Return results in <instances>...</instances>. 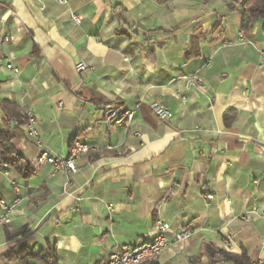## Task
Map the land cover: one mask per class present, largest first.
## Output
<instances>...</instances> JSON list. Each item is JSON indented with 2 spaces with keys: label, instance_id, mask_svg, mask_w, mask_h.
I'll list each match as a JSON object with an SVG mask.
<instances>
[{
  "label": "crops",
  "instance_id": "0c3cea01",
  "mask_svg": "<svg viewBox=\"0 0 264 264\" xmlns=\"http://www.w3.org/2000/svg\"><path fill=\"white\" fill-rule=\"evenodd\" d=\"M115 4L126 11L128 36L118 33ZM243 7L0 0V37H10L0 42V100L32 110L41 141L26 142L20 127L15 146L34 169L29 178L0 168V199L12 205L19 196L10 222L0 224V256L5 228L28 225L31 252L49 240L58 264H98L119 246L150 239L163 218L192 234L152 264H234L220 251H245L251 264H264V29L257 21L242 32ZM78 62L89 68L78 72ZM111 102L132 110L133 126L103 123ZM3 119L0 111V129ZM75 138L88 152L71 184L35 163L42 149L66 155ZM202 184L214 194L209 204Z\"/></svg>",
  "mask_w": 264,
  "mask_h": 264
},
{
  "label": "built area",
  "instance_id": "2783aa9c",
  "mask_svg": "<svg viewBox=\"0 0 264 264\" xmlns=\"http://www.w3.org/2000/svg\"><path fill=\"white\" fill-rule=\"evenodd\" d=\"M58 3H65L66 0H56ZM235 3L243 4L242 0H232ZM69 19L74 24L81 22V17L77 12L71 11ZM241 37L242 34L240 33ZM10 40V37L3 34L0 37V42L5 43ZM5 68L17 74L18 68L13 66L10 61H7ZM89 68L88 64L78 62L76 70L78 72ZM183 99V98H182ZM22 114L26 117V134L25 141L32 139L36 145H41V141L36 129V115L32 110L26 108L22 109ZM162 115L170 116V113ZM103 123L106 126H115L121 128H129L134 125L133 112L123 104L107 103L103 106ZM196 129L198 126L195 127ZM135 134H138L135 132ZM88 152V146L83 141L75 138L73 139L69 151L66 155L60 156L52 153L50 150L42 149L39 155L34 159L37 165L49 164L52 167L53 173H63L70 176L67 184H71V176L78 172V163L83 156ZM14 190L18 193V188L15 182H11ZM200 195L205 204H209L214 198V194L209 190L205 184L200 185ZM19 200V196L14 199V204L7 205L4 199H0V224H8L10 222L9 213L12 211L15 203ZM192 231L189 228H181L179 230H171L170 224L163 218H158L152 230V236L148 240H143L131 245H122L117 249L111 251L107 258L98 264H152L158 259L159 255L170 246L180 245L190 237ZM228 247L231 245L227 243Z\"/></svg>",
  "mask_w": 264,
  "mask_h": 264
},
{
  "label": "trees",
  "instance_id": "16d2710c",
  "mask_svg": "<svg viewBox=\"0 0 264 264\" xmlns=\"http://www.w3.org/2000/svg\"><path fill=\"white\" fill-rule=\"evenodd\" d=\"M241 5L244 6L240 21L242 32L247 33L257 21L262 22L264 29V0H246ZM112 12L121 25L118 33L128 36L126 28L123 29L126 24L124 21V16L126 15L125 9L120 4H115L112 7ZM0 111L4 115L3 126L0 129V168L11 170L22 178H29L34 174V169L27 162L23 153L15 146L16 141L22 136L20 127L26 123L27 119L16 104L6 99L0 100ZM12 120L17 123L15 127H12L10 124ZM31 234L32 232L28 225L13 229L5 228L4 236L8 249L0 258H3L7 262L17 261L20 264H29L31 259H37L43 264H58L54 242L46 240L43 248L38 253H33L27 248L26 243ZM208 252L210 253L209 249ZM219 255L228 261H232L234 264H251V260L245 251H241L238 254L220 251Z\"/></svg>",
  "mask_w": 264,
  "mask_h": 264
}]
</instances>
